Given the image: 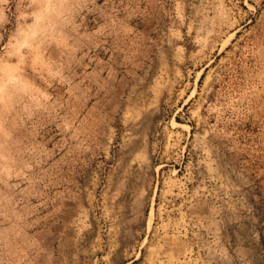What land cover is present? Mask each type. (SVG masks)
I'll return each instance as SVG.
<instances>
[{
  "label": "rangeland",
  "instance_id": "374dc122",
  "mask_svg": "<svg viewBox=\"0 0 264 264\" xmlns=\"http://www.w3.org/2000/svg\"><path fill=\"white\" fill-rule=\"evenodd\" d=\"M0 264H264V0H0Z\"/></svg>",
  "mask_w": 264,
  "mask_h": 264
}]
</instances>
